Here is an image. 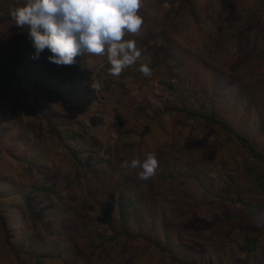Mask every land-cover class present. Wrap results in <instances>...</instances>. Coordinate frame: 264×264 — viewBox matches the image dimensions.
Segmentation results:
<instances>
[{
  "label": "trees",
  "instance_id": "16d2710c",
  "mask_svg": "<svg viewBox=\"0 0 264 264\" xmlns=\"http://www.w3.org/2000/svg\"><path fill=\"white\" fill-rule=\"evenodd\" d=\"M152 2L153 0H142L140 11L144 23L140 32L130 38L136 40L143 54L153 56L152 50L155 47L147 40V36H151L154 41H161L164 58L173 59L174 53H179L175 50L178 42L175 40V35H171V32L165 29L157 33L159 37H154L149 14L153 8ZM167 2L172 5V10L167 12L164 26L169 24L173 31L180 30V26L184 25L180 21L182 15L180 12L184 10L189 13L186 27L189 33L192 29L193 31L197 29L195 33L200 53L209 56L210 60L218 65L216 68L208 64L216 75L229 79V86L223 92L231 94L232 87H237L238 91L235 94L240 102L246 100L255 104L258 100L264 101V0H169ZM179 2L180 5L176 7ZM17 6L5 12L0 19V27L16 26L11 13ZM11 33L13 35L10 49L6 45L0 46V100L4 102V105L0 106V148L4 152V155H0V264H79L81 260L85 264H124L121 261L124 250L141 244L147 246L142 251H137L132 261L127 264H146L147 252L153 250L166 254L178 264H196L184 257L187 251L181 252V248L192 242H202L201 238L204 237L200 232L205 231V225L209 228L208 235L212 241L209 245L203 244V246H211L220 264H225L226 260L229 264H242L237 258L239 251L245 255L244 264H264V262L258 263L262 260L257 256L264 255V250L259 248L258 239L247 240L245 245L235 242L233 236L237 230L247 234L249 218L246 219L241 215L233 219L232 203L227 202L231 197L227 194L222 197L212 195L214 189L208 186L206 173L201 167L205 162L208 164L213 162L214 158L208 157V153H205L204 157L197 161L193 138L184 142L183 147L173 155L174 160L164 158L160 162V166L168 167L171 165L169 162L179 163L182 177L190 183V191L198 194V197H195L196 201L192 200L185 209H167L168 202L158 193L159 184L157 186L153 177L142 181L135 178L123 179L122 187L133 191L136 201L142 208H146L149 199V209L152 211L157 203L163 200L165 207L159 209L158 213L159 227L152 226L148 236L143 233L142 228L145 223L139 209H136L135 205L131 204V200L124 196H119L116 211L109 206L103 208L105 223L111 231L109 238L103 235L105 233L94 229L93 220L97 218L93 217L88 221L82 219L80 206L72 205L70 209H64L65 203L60 201L61 197L58 194L53 196L63 177L54 172L57 171L56 161L52 162V167L46 163L48 153L51 152L44 142V114L51 106L56 105L57 100H62L65 94L57 91L51 83L47 85L40 81L38 70L45 73L55 65L47 59L50 55L48 50L46 49L39 59H34V49L26 32L17 28L12 29ZM214 54H217L218 58H213ZM87 57L88 55L80 56L86 65L85 73L92 71L91 64L86 62ZM181 64L182 62L179 66ZM55 77L59 78L60 75L57 74ZM38 90L49 92L47 103L40 101L36 94ZM181 112L188 114L190 118L200 117L219 127V130L228 132L230 141L235 145L239 144L246 148L250 145L240 131L230 130L226 122L216 119L212 113L205 112V116L202 117L193 110L182 109ZM23 119L28 122H22ZM119 121L120 126L125 125L124 121L121 119ZM54 134L60 137V142L65 145L63 135L56 126ZM220 143L223 146H230L228 141ZM65 147H68L67 143ZM207 148L204 152L211 151V147ZM73 156L81 166L83 160L76 151H73ZM138 157L140 158V155ZM132 159L135 157L130 158ZM261 162L260 156H257L250 169L258 172L257 167L262 165ZM110 165V171L104 170L94 174L99 189L115 188V185L120 183V179L115 180V176L120 175V166H113L112 163ZM219 165L231 178L233 167L238 163L231 156L228 160H220ZM107 176L112 179L108 180L105 178ZM174 177L179 178V175ZM72 186V183L67 184L66 191L71 190ZM237 189L241 192L242 186L237 185ZM186 190L188 189L183 190L184 195ZM208 197L212 198L213 203H207ZM39 198L43 200L40 201ZM48 199L50 203L40 205ZM214 206L222 211L221 219L214 214L209 220L200 218L208 212L214 213ZM60 208L65 218L55 221L54 225L49 224L50 218L53 214L58 215ZM73 210L77 217L72 220L70 212L73 213ZM67 212H69L68 216ZM152 232L161 234L163 238L150 240L153 236ZM210 239L207 238L206 242L208 243ZM109 244L121 246V253L113 254L112 250L107 252L106 247ZM154 261L148 264H158L157 260Z\"/></svg>",
  "mask_w": 264,
  "mask_h": 264
},
{
  "label": "rangeland",
  "instance_id": "374dc122",
  "mask_svg": "<svg viewBox=\"0 0 264 264\" xmlns=\"http://www.w3.org/2000/svg\"><path fill=\"white\" fill-rule=\"evenodd\" d=\"M167 1L169 0H153V8L149 11L150 27L155 33L154 37H159L157 33L161 29L175 35L178 42L175 50L179 51L174 53L175 58L165 59L161 41L156 42L151 36H147L150 45L155 47L152 50L153 56L141 52L137 62L124 69L119 76L109 73L111 65L106 55L88 56L86 62L91 64L92 70L88 73H85L86 65L80 56H77V62L73 65L55 64L51 66L53 69H47L45 73L38 70L40 81L45 84L51 83L57 91L65 94L62 100H57L56 105L51 106L44 114V142L51 152L48 153L46 163L52 167V162L56 161L58 172H54L63 177L53 196L58 194L61 197L60 201L65 203L64 209H70L72 205L80 206L84 221L97 218L93 220L94 229L105 233L103 235L106 238L111 236V231L105 223L103 208L109 206L116 211L119 196H124L139 209L145 223L142 230L148 236L152 226L159 227L158 213L159 209L165 207L163 200L168 202L167 209L174 210L185 209L186 205L192 200L196 201L195 197H198V194L190 191V183L182 177L179 163L173 161L169 162L171 164L169 167L160 166L164 158L174 160L173 155L183 147L184 142L193 138L197 161L201 160L205 153H208V157L214 158L213 162L210 164L205 162L201 167L206 173L208 186L214 189L212 195L222 197L227 194L231 197L227 202L232 203L233 219L241 215L249 218L247 234L237 230L233 236L235 242L245 245L247 240L258 239L259 248L264 250V224L258 225L252 219L255 215H264V101L258 100L255 104L246 100L240 102L235 94L238 91L237 87H232L234 93L223 92L229 86V79L216 75L209 65L216 68L218 65L210 60L209 56L200 53L196 41L197 29L196 31L192 29L189 33L186 27L189 13L184 10L180 12L182 13L180 21L184 24L180 26V30L173 31L169 24L164 26L167 12L172 10V5ZM24 2L25 0H0V19L8 9L13 10L15 6H22ZM179 5L180 2L176 7ZM17 28L19 27L13 25L0 27V46L6 45L10 49L13 35L11 30ZM228 37L230 38V35ZM213 58H218L217 54H214ZM180 62L182 64L179 66ZM141 64H147L152 69L150 77H145L139 71ZM57 74L60 75L59 78L55 77ZM92 83L98 84L99 87L93 88ZM36 94L42 103L48 102L49 92L38 90ZM3 103L0 100V106L4 105ZM182 109L193 110L202 117L205 116V112L212 113L216 119L226 122L230 130L240 131L250 143L249 147L235 145L230 141L228 132L219 130V127L200 117L190 118L188 114L181 112ZM119 119L125 122L124 126H120ZM22 122L28 120L23 119ZM55 126L63 135L62 139L68 147L60 142V137L55 136ZM221 141H228L230 146H223ZM204 142L208 144H203ZM204 146L211 147V151L204 152L208 149ZM73 151H76L83 160L81 166L73 156ZM148 153H155L160 163L153 178L157 186L159 184L158 193L163 199L152 211L149 209V199L146 208H142L136 201L133 191L122 187L124 180L133 178L141 180L140 168L132 169L129 166L130 158L134 156L135 159L141 160V157L144 159ZM0 155H4L2 148ZM231 156L238 165L233 167L229 178L227 173L222 171L219 161L228 160ZM257 156H260L262 161V165L257 167L258 172L250 169ZM110 163L113 166H120V175L115 176V180L120 179V183H117L115 188L99 189L94 174L104 170L110 171ZM178 175L179 178L174 177ZM105 178L112 179L109 176ZM70 183L73 186L71 190L66 191L65 186ZM237 185L242 186L241 192ZM184 189H188L186 195ZM46 201L40 205L50 203L49 199ZM207 203H213L211 197L207 198ZM213 210L214 213L208 212L200 218L209 220L213 214L219 219L223 217L222 211L216 206ZM60 211L63 210L60 208L58 215L53 214L49 224L54 225L55 221L65 218ZM70 213V219L77 217L74 210ZM66 215L68 216L69 212ZM208 229L205 225V231L200 232L204 237H200L202 242H192L181 248V252L187 251L185 258L196 264H220L211 246H203L209 245L212 241ZM152 234L150 239L152 241L163 238L159 233ZM207 238L210 239L208 243ZM145 246L141 244L128 247L124 250L121 261L124 264L130 263L137 251H142ZM111 250L113 254H119L122 247L109 244L106 251ZM237 258L244 264V253L239 251ZM257 258L262 260L258 263L264 262V255ZM154 260H157L158 264H178L156 250L147 252L146 264L155 262ZM79 264L85 262L81 260ZM225 264H229V261L226 260Z\"/></svg>",
  "mask_w": 264,
  "mask_h": 264
},
{
  "label": "clouds",
  "instance_id": "9594fccd",
  "mask_svg": "<svg viewBox=\"0 0 264 264\" xmlns=\"http://www.w3.org/2000/svg\"><path fill=\"white\" fill-rule=\"evenodd\" d=\"M141 8L142 0H25L11 18L26 32L34 59L46 49L48 61L58 66L75 64L77 56L106 55L109 73L119 76L141 56L136 40L130 38L144 23ZM139 71L145 77L152 75L147 64H141ZM129 166L142 169L139 179L148 180L156 174L159 161L155 153H148L143 160L132 159ZM252 219L264 224V215Z\"/></svg>",
  "mask_w": 264,
  "mask_h": 264
}]
</instances>
